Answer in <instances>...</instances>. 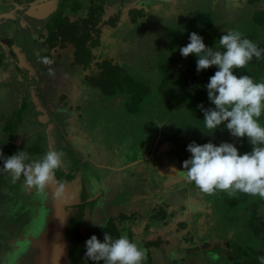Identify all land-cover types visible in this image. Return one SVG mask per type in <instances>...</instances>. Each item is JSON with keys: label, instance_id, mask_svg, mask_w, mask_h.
Instances as JSON below:
<instances>
[{"label": "rangeland", "instance_id": "rangeland-1", "mask_svg": "<svg viewBox=\"0 0 264 264\" xmlns=\"http://www.w3.org/2000/svg\"><path fill=\"white\" fill-rule=\"evenodd\" d=\"M87 2V0H81L82 11H75L70 6H67L65 11L73 17L85 14ZM126 2L130 3L127 6L132 9L127 11L126 8H122L115 12L114 16L119 18L115 27L111 24L102 25L99 38L101 46L93 47L92 53L102 55L100 59L109 57L110 53L116 61H120L124 70L122 75H131L132 79L138 81L141 86L135 89L132 88V85L126 84L122 90L114 92L118 95L129 93L130 96L127 98L129 102L126 104L120 105L113 98L105 100L104 95L100 92L99 95L93 93L87 97L81 102L80 107L67 101L68 97L74 102L76 97L72 98L69 93L64 96L51 89L52 103L50 104L54 105V110H51L48 104L47 108H50L53 120L47 113L46 119L51 120V127L55 128L54 150L69 151L73 150V145H75L67 144L63 140L55 122L63 126L64 131L71 124L74 126L75 123L80 124L82 129L85 128V131L88 132L92 131L93 126L96 125L95 129L98 133L88 136V146H82L88 152L87 155L85 152L82 154L85 155L84 159L86 160L82 166L88 167L86 168L87 172L94 171L99 173L102 178L107 176L113 186L117 185L118 191L115 194L118 196L115 197L116 199L122 198L123 201H131L128 207L131 208L135 205L132 203L134 197H131L130 191L125 193L124 184L129 187L128 182L137 180V178H140L138 182L145 181L147 184L152 181L149 184V186L151 185L149 190L141 183L137 185L140 190L139 195L142 197L136 198L141 201V204L138 203V209L149 216L150 212L156 210L157 205L166 204L165 206L168 207L165 210L172 213L169 222L165 223L166 226L174 223L176 216L182 217V215L190 221L191 228L194 222L197 226L194 232L195 242L197 245L199 244L196 246L198 251L195 253L199 254L200 260L208 259L212 264H242L245 260L252 258H257L260 261V257L264 256V243L254 235L248 223L251 219L256 222L264 220V199L239 192L234 196H229L224 192H217L214 195L205 194L194 183H190L186 179L185 185L189 188L188 190L168 191L173 187H178V182H174L173 178L177 177V173L184 175L183 162L191 158L187 147L193 142L200 145L212 142L217 146L222 142H229L234 143L241 154L252 151L253 146L247 137L242 139L233 137L226 126L222 125L216 131L205 127L204 112L200 105H203L204 108L215 107L209 100L206 86L218 68L213 66L198 72V57L192 54L185 58L179 49L190 42L189 36L192 32L202 36L205 44L213 49L221 47L218 40L229 30L239 31L242 35L249 36L253 42L263 39L264 26L255 22V15L259 10H264V0L256 2L249 0H128ZM107 3L113 7L115 4H123L122 0H109ZM2 5L5 4H1L0 0V12L15 11L12 0H8L5 7ZM42 11L45 10L42 9ZM134 11H144V16L135 14L136 20L132 21V12ZM202 13L207 18L205 22L201 23L197 19ZM32 16L26 13L23 17L35 20ZM43 21L44 19H41L40 22H32L30 27L26 26L20 32L10 33V37L7 36L10 46L15 44L18 51H25V53L34 51L41 41H45L38 37V35L47 34V27ZM7 22H4L2 29L8 32L11 24ZM208 22L212 24L208 26ZM0 33L2 32L0 31ZM3 50L9 51L7 56L12 55L11 47ZM161 62H164L166 69L164 72L160 69ZM30 65L32 64L27 66L30 67ZM92 65L85 69L87 75L99 76L103 73L96 69L95 64ZM39 69L41 70V67ZM75 70L81 76L82 73H79L81 69L74 68ZM170 71L178 72L180 75L164 80V76ZM235 74L237 76L249 75L257 83L264 82V56L259 64L236 69ZM82 75L84 76V74ZM13 77L15 78L16 75ZM190 81H194L193 88L189 87ZM12 82L9 85L11 90L13 89ZM79 82L84 81L81 79ZM27 83L30 86L32 81H27ZM33 86L35 88L32 95L31 92L29 93L26 82L24 83L22 93L28 98L26 101L22 99L21 95L12 99V96L15 95L13 92H10L12 95H9L6 90H4L5 93H0V106L3 109L1 114L15 112L16 108L13 107L19 108V103L26 104L27 108L24 112L26 119L21 126L29 131H35L40 127L38 135L44 141L43 146L48 150V147L45 146L44 138L46 137L41 119L38 114L37 120L36 118L32 119L36 109L32 96L41 105H44V101L42 103L40 99L50 97H44V93L37 89L34 82ZM85 86L86 82L81 89L83 90ZM132 89L133 92H131ZM196 90L198 91L196 92ZM36 93L40 94L36 95ZM140 102H143L141 107L139 106ZM133 104L136 106L138 104V110L135 112L130 109ZM142 108H146L145 112L141 116H137V112ZM77 115H81V117L78 118ZM46 119H44V124H46ZM259 123L264 126V113L259 118ZM160 136L164 139L156 142ZM82 147L78 149L82 150ZM128 151L137 156L136 163H133L134 156L130 155ZM153 154L158 156L149 158ZM147 157L149 160H146ZM158 157L164 159L157 160ZM141 159L142 162L139 163ZM160 161L161 164H164V167L160 165L163 170L161 171L162 178H158L159 172L158 175L155 174ZM94 163H99L100 168H96ZM126 163L128 164L124 165ZM124 166L127 168H122ZM171 166L178 167L180 171L171 170ZM114 167L120 169L112 172ZM81 172L79 170L76 175L70 173L73 178L74 176L81 178ZM140 172L145 173V176L153 175L145 180L139 175ZM127 178L133 179L127 180ZM125 180L128 182L126 183ZM145 182L143 184H146ZM135 193L137 194V192ZM95 194H100V192L96 191ZM134 216L136 217V215ZM101 219L103 220V218ZM101 219H92L90 222L92 224L99 223L102 222L99 221ZM174 247L178 255L185 253L182 251L183 247Z\"/></svg>", "mask_w": 264, "mask_h": 264}, {"label": "flooded vegetation", "instance_id": "flooded-vegetation-1", "mask_svg": "<svg viewBox=\"0 0 264 264\" xmlns=\"http://www.w3.org/2000/svg\"><path fill=\"white\" fill-rule=\"evenodd\" d=\"M87 1L86 11H91V9L103 11L98 23L100 28H102V25H110L106 22L113 18L116 11H120L122 8H126L127 11L132 9L127 6L130 5L129 2H126L128 0H122L123 4H115L114 7L107 3L109 0ZM7 3L8 0H1V4L6 5ZM12 3H14L15 11L0 12V31L2 32L0 33V81L2 82H0V93H5L4 90H6L9 95H12L10 92H13L15 95L12 96V99L17 95H21L22 99L26 101L28 98L22 93L25 82L29 93L31 92L32 95L33 82L37 84L39 91L44 92V97L51 96V89L61 92L60 90L65 85V79L50 69L57 67L58 63L63 62L64 49H67L70 65L76 66L73 65L75 48L72 44L51 46L49 39L52 34L49 32L47 22L52 20L57 11H64V15L73 17L65 11V8L70 6L75 11H82L83 4L81 0H12ZM5 5L2 6L5 7ZM39 5L41 6L40 8L45 10L44 14H40ZM111 11L114 12L112 13ZM26 13L29 16L33 15L32 17L35 20L25 19L23 16ZM86 16L87 12L75 17L83 19ZM41 19H44L43 22L47 27V34L38 35L45 41H41L34 51L25 53V51H18V47L15 44L10 46V42L7 41V36L10 33L20 32L26 26L30 27L32 22H40ZM6 21L11 24L8 32L2 29ZM112 26L115 27L116 24ZM9 47L12 48V51H10L12 55L7 56L9 51H4L3 49ZM46 61H51V63ZM26 64L32 65L29 67ZM50 65L52 66L50 67ZM40 67L41 70L39 69ZM7 69L9 71L5 74ZM15 75L16 77L14 78L13 76ZM27 81H32L30 86ZM11 82L13 83L12 90L9 87ZM39 94L36 93V95ZM51 98H45L46 103L43 106L47 108L48 104L51 110H54V105L50 104L52 103ZM32 101L34 102L33 96ZM19 104V108L13 107L16 108L15 112H7V114H1L3 109L0 106V150H2L4 157L25 151L33 160H39L48 150L52 149L49 141V132L47 131V125L51 120H47L46 124H44L41 117L44 114L39 113V106L34 102L36 109L32 119L36 118L37 120V114L39 113L46 137L44 139L46 141L45 146L48 147L47 150L43 146L44 141L38 135L40 127L35 131H29V129H24L21 126L26 119V113L24 112L27 105L24 103ZM46 108V113L52 119L50 108ZM55 123L57 125L56 128L60 129V124ZM61 136L63 137V135ZM63 140L66 141V138L63 137ZM64 162L65 166L56 172L55 182H57L58 186H66L73 179L65 159ZM79 166L82 167V164ZM94 166L100 168L99 163H94ZM86 168L88 167H83L80 173L82 175L79 181L81 190L77 197L66 195L63 192L57 195V192L53 191L50 186L46 192L41 193L34 187L26 185L23 177L20 180L13 181L11 174L3 170V157L0 156V264H44L46 253H48L51 246L49 241L51 232L48 227V221L56 210L59 211L58 206L61 202H64L62 207L68 212V218L64 223L63 229V248L67 264H95V262L85 259V242L92 235H96L103 241L104 233L110 226H114L115 229L119 227L120 229L119 233L113 237L114 239L119 238L121 235H127L130 239L137 242L140 247L146 249L147 258L144 264H160V260L168 263L183 264L190 260L200 259L198 258L199 254L195 253L198 251L196 246L199 244L197 245L195 242L196 235L194 232L197 226L194 222L191 228L189 220L182 215V217L176 216L175 222L166 226L163 220H153L152 214L154 211L150 212L148 216L138 209V203L140 202L141 204V201L137 199L142 197L139 195L140 190L137 185L141 183L145 188L148 187L147 190H149V183L147 184L145 181L138 182L140 178L129 182L127 180L133 178L125 180L126 183H129V187L124 184V191L126 193L130 191L131 197H135L134 201H132L135 205L128 208L131 201L115 198L117 196L115 193L118 191L117 185L113 186L107 176L102 178L99 173L94 171L87 172ZM144 182L146 184H143ZM73 189L72 192H74ZM96 191H99L100 194H95ZM179 218L182 220L177 221ZM92 219H101L99 221L102 222L92 224L90 222ZM183 223H186L185 226H182ZM174 246L183 247L182 251H185V253L178 255ZM99 264H103V262H99Z\"/></svg>", "mask_w": 264, "mask_h": 264}, {"label": "clouds", "instance_id": "clouds-1", "mask_svg": "<svg viewBox=\"0 0 264 264\" xmlns=\"http://www.w3.org/2000/svg\"><path fill=\"white\" fill-rule=\"evenodd\" d=\"M189 40L179 51L185 58L192 54L198 57V72L218 68L206 86L215 107L200 105L205 127L216 131L226 126L233 137H247L253 147L251 152L241 154L234 143L222 142L217 146L212 142L203 145L193 142L187 147L191 158L183 162L184 177L205 194L224 192L234 196L239 192L264 199V126L259 123L264 113V82L235 74L236 69L246 68L254 57L259 59L264 49L236 30H229L219 38L223 51L208 47L196 32L190 34ZM64 155L63 151L50 149L41 159L33 160L25 151L4 157L0 150L3 170L11 174L13 181L23 177L26 185L41 193L55 182L57 170L65 166ZM85 248V259L95 264H144L147 258L146 249L127 235L114 239L104 233L103 241L92 235ZM260 261L264 264V256Z\"/></svg>", "mask_w": 264, "mask_h": 264}, {"label": "trees", "instance_id": "trees-1", "mask_svg": "<svg viewBox=\"0 0 264 264\" xmlns=\"http://www.w3.org/2000/svg\"><path fill=\"white\" fill-rule=\"evenodd\" d=\"M250 2H256L260 0H249ZM101 9V7H100ZM64 11H57L53 16L50 22H47L49 32H51V37L49 39V44L51 46H66L67 44H72L75 48L74 51V61L73 65L83 66V68H87L91 62L95 59V55L92 53V48L99 45V38L101 34V28L98 26L100 22V18L103 11H95L91 9V11H87V16L82 18H74L69 17L63 14ZM136 12V13H135ZM132 21H135V14L144 16V11H134ZM207 17L204 13L198 16L197 21L205 22ZM118 16H114L111 20L106 23L115 25L118 20ZM255 22L264 26V10H259L255 15ZM212 23L208 22V26ZM244 38L251 39L247 35H242ZM259 48L264 49V38L254 42ZM223 51L222 47L214 49ZM264 56V52L259 59L253 58L252 61L249 62L248 65H257L261 62L262 57ZM96 69L103 72L99 76L95 75H87L85 80L90 82L102 89L103 93L111 95L116 92V90H122L126 84L132 85V88L137 89L140 87L138 81L132 79L130 75H122L123 68L114 60L112 57H106L101 61H97L95 63ZM160 69L164 72L165 66L164 62H161ZM178 72L170 71L164 76V80H169L174 77L179 76ZM199 82V81H198ZM194 81H190L189 87H194ZM147 88V87H144ZM198 90H196L197 92ZM133 92V89L132 91ZM131 111L135 112L138 110V104L131 105ZM166 204H161L156 206V210L152 214L153 220H163L164 223L169 222L172 213L167 212L165 206ZM169 205V204H168ZM162 206V208H161ZM186 224V223H185ZM183 223L182 225L185 226ZM249 228L253 231L254 235L264 243V220L255 221L253 219L248 223ZM119 229H115L114 226H110L107 228L106 233L111 235L112 237L115 234L119 233ZM242 264H261L257 258L247 259Z\"/></svg>", "mask_w": 264, "mask_h": 264}, {"label": "crops", "instance_id": "crops-1", "mask_svg": "<svg viewBox=\"0 0 264 264\" xmlns=\"http://www.w3.org/2000/svg\"><path fill=\"white\" fill-rule=\"evenodd\" d=\"M39 7V10H40V14H44L45 13V11H42V8H40L41 6L39 5L38 6ZM106 30V29H105ZM104 30V31H105ZM99 47L101 46V44L100 45H98ZM96 49H97V47H96ZM66 50L67 49H64V52H63V57H64V59H63V62H60V63H58V66L57 67H55V68H53V69H50L52 72H56L57 74H59L63 79H65V85L62 87V89L60 90L61 92H60V94H62V95H64V96H66V94L67 93H69V96H71L72 98H75L76 97V100L74 101V102H72V100L71 99H68V97H67V101L70 103V104H74V105H76L77 107H80V104H81V102L82 101H84L87 97H89L90 95H92L93 93H96V95H99V94H101L100 92H102V94L104 95V98H105V100L106 99H110V98H113L114 100H116L117 102H118V104H120V105H122V104H126V102H129L128 100H127V98L130 96V94L129 93H124V94H121L120 92V94L118 95V94H114V95H105L104 93H103V91H102V89L101 88H99V87H96L95 85H93V84H91L90 82H88V81H86L85 80V76H87V72H86V68H84L83 69V67H81V66H79V65H76V66H71L70 65V60L68 59V56H67V52H66ZM95 55V59L93 60V62H91V64L89 65V66H91L92 64H95L97 61H101L102 59H100L101 58V56L102 55H99V54H94ZM109 57H112V58H114L110 53H109ZM67 58V59H66ZM114 60H115V58H114ZM116 61V60H115ZM120 66H121V64L119 63L120 61L118 60V61H116ZM52 66V65H51ZM50 66V67H51ZM92 66H94V65H92ZM96 67V66H95ZM122 67V66H121ZM74 68L75 69H78V68H80L81 69V71H79V73L81 74H84V76L81 74V76H79L78 75V72L75 70L74 71ZM123 68V67H122ZM92 69V68H91ZM50 70H48V71H50ZM8 69H7V71H6V73L5 74H7L8 73ZM33 72H36V71H33ZM37 73V72H36ZM94 73H95V68H94ZM129 75V74H128ZM131 76V75H130ZM80 77H81V79L84 81V82H86V86L84 87V89L82 90L81 89V87H83V84H84V82H79V80H81L80 79ZM37 85V84H36ZM40 86H41V84H40ZM70 86H71V88H70ZM33 88H35V86H33ZM38 88V87H37ZM43 92V91H42ZM44 93V92H43ZM44 95V94H43ZM40 101H42V103H43V101H44V103H46V100H45V98H43V99H40ZM34 102L36 103V99H35V97H34ZM113 103V102H112ZM143 105V102L141 103L140 102V104H139V106L141 107ZM42 107H44L43 105H42ZM145 110H146V108L144 109V108H142L141 110H139L138 112H137V116H141L144 112H145ZM77 117L78 118H80L81 117V115H77ZM40 119H41V117H40ZM82 122V121H81ZM96 125H94L93 126V130L91 131H85V128L84 129H82V127H81V125L80 124H78V123H75V125L73 126V124H71V126L70 127H68L67 128V130L66 131H64V129H63V127L62 126H60V129H59V131L61 132V135H63V137H65L66 138V142H67V144H75V145H73V150H64L63 152H64V159H65V161L67 162V160H68V168L71 170V172L73 173V174H76L77 173V170H82V168H83V166H82V168L79 166L80 164H82L83 163V161L85 160L84 159V156L85 155H87L88 154V152H86L85 150H84V147H82V146H84V145H86V146H88V139H87V137L88 136H91V135H95V134H97L98 133V131H96ZM97 128H99V127H97ZM51 130V131H50ZM47 131L49 132V136H50V134H51V140H52V142H54L53 140H56L55 139V136H54V131H55V129L53 128V129H47ZM81 133V134H80ZM50 139H49V141H50ZM164 139V137H162V136H160V137H158L157 138V140H156V142H160L161 140H163ZM155 140V139H154ZM152 144H153V141H152ZM80 145V146H79ZM80 147H82V150H79L78 148H80ZM121 148V147H120ZM120 148H119V150H120ZM83 152H85V155H82L83 154ZM129 152V154L130 155H133L132 154V152H130V151H128ZM134 156V162L133 163H136V161H137V156L136 155H133ZM158 156V155H157ZM156 155H152L151 157H149V158H153V157H157ZM164 158L163 157H158V159L157 160H163ZM146 160H149L148 159V157L146 158ZM139 162V161H138ZM142 162V159H141V161L139 162V163H141ZM128 163H126V164H124V165H127ZM130 165H131V163H130ZM160 165H163L162 167H164V164L162 163L161 164V161H160V163H159V167H156L157 169H156V172L157 173H155V174H157L158 175V172L160 173V175H158V178H162V174L163 173H161V171H163L161 168L162 167H160ZM142 167H143V165H142ZM81 168V169H80ZM122 168H127L126 166H124V167H122ZM118 169H120V168H117V167H114V171H117ZM112 170V171H113ZM167 170V169H166ZM171 170H173V171H180V169L178 168V167H174V166H171ZM143 171V170H142ZM154 173V172H153ZM145 173H143V172H140V176L143 178V179H145V180H147L149 177H150V175H153V174H150V175H148L147 174V176H145L144 175ZM166 174V173H165ZM167 176V175H166ZM173 181L174 182H178V187H173V188H171V189H169V191L168 192H174V191H176V190H178V189H189V188H187L186 187V185H185V177H184V175H182V173H180V174H178L177 173V177L175 178H173ZM152 182V181H151ZM150 182V183H151ZM149 183V184H150ZM180 184H181V186H180ZM151 186V185H150ZM150 189V188H149ZM173 189V190H172ZM175 189V190H174ZM126 193V192H125ZM118 196V195H117ZM135 198V197H134ZM200 208V207H199ZM178 218V217H177ZM186 218V217H185ZM179 220H182L181 218H179L177 221H179ZM190 222V221H189ZM163 223H164V221H163ZM177 223V222H176ZM185 224V223H184ZM196 260H199V259H196ZM205 260H208V259H205ZM209 261V260H208Z\"/></svg>", "mask_w": 264, "mask_h": 264}, {"label": "water", "instance_id": "water-1", "mask_svg": "<svg viewBox=\"0 0 264 264\" xmlns=\"http://www.w3.org/2000/svg\"><path fill=\"white\" fill-rule=\"evenodd\" d=\"M37 105L39 106V112L40 114H44L41 116L42 118L46 119V111L45 108L42 107L41 104H39L36 100ZM51 118V117H50ZM43 119V122H44ZM50 121V120H49ZM47 122V119L46 121ZM53 129L51 127V121L47 125V129ZM51 131V130H50ZM51 138V134L49 136V139ZM50 144L52 147V150H54L53 142L50 139ZM65 157V156H64ZM68 163V160H67ZM80 179L79 176H76L72 180H70L68 185L66 186H58L57 182H54L52 185H50V188L53 189V191H56L57 193L63 192L66 195H71L77 197L79 195V191L81 190L80 186ZM73 185V186H72ZM74 187V189H73ZM72 189L74 192H72ZM58 203V202H57ZM64 202H61L59 204V211L56 210L54 215H51L48 221V227L50 230L49 237L51 238L49 241L51 243V246L48 250V253H46L44 264H67L66 256L64 253V238H63V229H64V223L68 218V212L64 210L62 207ZM63 238V239H62ZM160 264H177V263H168L167 261L160 260ZM183 264H212L208 260H190Z\"/></svg>", "mask_w": 264, "mask_h": 264}]
</instances>
